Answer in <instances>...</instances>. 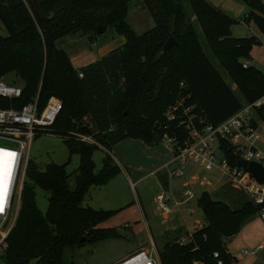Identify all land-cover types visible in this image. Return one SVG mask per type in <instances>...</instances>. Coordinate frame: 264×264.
<instances>
[{
	"label": "trees",
	"instance_id": "trees-1",
	"mask_svg": "<svg viewBox=\"0 0 264 264\" xmlns=\"http://www.w3.org/2000/svg\"><path fill=\"white\" fill-rule=\"evenodd\" d=\"M132 1L0 0V25L7 31L0 35V78L14 72L22 85L19 98L0 97V106L20 107L38 94L41 108L50 96L58 97L62 108L49 134L63 139L69 155L79 156L73 187L66 163L40 165L29 159L18 214L2 254L4 264H76L64 262L66 248L117 236L113 228L101 226L115 211L94 209L83 200L91 186H103L119 173L111 150L120 140L140 139L153 146L168 136L182 144L191 128L220 125L244 104L264 96V74L250 64L243 67L241 61L249 62L251 47L260 40L232 36L236 20L209 0H142L154 25L140 34L126 21ZM248 4L264 11L261 0ZM254 15L247 13L245 22ZM193 19L230 82L205 52ZM258 19L264 28V20ZM97 24L124 35L125 41L107 55L74 67L57 41L75 34L93 41L101 34ZM169 37L175 43L160 54ZM173 106L177 108L169 118L166 113ZM256 119L264 124V105L256 109ZM71 132L91 135L95 143L81 141ZM97 148L105 152L98 171L93 161ZM219 148L229 163L237 162L233 145L221 139ZM36 186L49 193L45 214L35 203ZM197 206L205 224L185 243L164 242L157 250L161 264H232L236 258L227 251L226 239L264 204L248 198L239 208H231L202 191Z\"/></svg>",
	"mask_w": 264,
	"mask_h": 264
},
{
	"label": "rangeland",
	"instance_id": "rangeland-1",
	"mask_svg": "<svg viewBox=\"0 0 264 264\" xmlns=\"http://www.w3.org/2000/svg\"><path fill=\"white\" fill-rule=\"evenodd\" d=\"M209 1L236 20V23L231 26L232 36H254L260 40V43L251 47L249 61L250 65L255 66L264 74V28L258 19L264 20V11L250 8L248 0ZM261 2L264 5V0H261ZM250 11L255 15L248 22H245L244 17ZM126 21L138 34L143 33L154 25L153 18L142 0H133L130 2ZM193 24L205 52L224 78L230 82L227 73L219 65L217 57L212 54L206 45L202 31L194 19ZM0 35H7V31L2 25H0ZM124 41V35L115 32L112 28H107L103 33L95 36L93 41L87 35L75 34L67 35L59 39L57 45L65 49L74 66L80 68L107 55L111 50L121 46ZM241 61L245 62L247 60L241 59ZM3 80L7 83L21 85V80L14 72L5 75ZM230 84L237 95H239L235 85L233 83ZM257 122L258 127L256 133L260 137L255 139L253 143L263 152L264 124L260 121ZM230 144L236 148V153L239 156L242 151L241 142ZM170 151H172L170 150V143L166 138H163L162 141L153 146L145 144L140 139L125 138L112 147L111 153L126 167L129 173L132 175L131 170H134L133 167H137L139 168L142 179L137 180L138 178L132 177L133 183H129L122 172V167L120 168V165L115 161L120 168L119 173L115 174L105 185L97 187L91 186L89 188L83 200V205H88L94 209L115 211L101 226L113 228L117 236L106 238L95 243L85 242L76 247L66 248L63 254L64 262L69 263L73 261L76 264H116L139 250L138 248L140 246L147 249L153 248L148 237V225L152 230L154 241L156 242L153 252L157 253L158 248L162 244L158 243L152 221L159 224L161 229L163 228V224L161 210L157 208L155 200L153 202V197L157 189L156 178L160 174H163L165 170L160 169L158 172L159 168H156L165 158L170 157ZM213 151L218 157H222L223 154L218 142L213 144ZM104 154L105 152L101 148H97L93 152L96 171L102 166ZM173 157L174 155L172 154ZM29 158L40 165H45L49 162L58 164L66 163L67 173L71 174L69 185L70 187L74 186V172L79 164V156L77 154L69 155L67 147L60 136L54 134L38 136L31 145ZM170 166L181 168L184 172V176L173 178L174 183L179 182V180H187L191 174L196 173L199 175V180H205L207 183L206 186L214 191L212 193L214 199L227 203L231 208H239L248 200V195L243 189L238 186H233L229 178L217 168L207 171L199 164L189 160L184 166L177 161L172 162ZM245 182L251 184V181L248 179ZM189 189L194 194L189 199L193 213L190 214V212L186 211L187 203L180 207L185 209L184 215L187 218V223L181 229L182 236L178 238L179 242L182 239L187 240L190 238L191 230H193L192 228L196 223L202 222L205 224L203 212L197 206V198L201 193L199 184L190 185ZM48 196L49 193L42 188L38 186L34 188L35 203L42 214H45ZM171 206L174 211L176 209L175 206L172 203ZM244 224H246V227L243 230V234L235 238L229 248L239 258H252L248 253L258 246V244L264 242V219H261L259 214L256 213L249 217ZM242 236L244 241L242 240ZM242 250H246L247 253H243ZM255 252L256 257L262 256L264 258V248L257 249ZM253 259L250 262L258 264L257 260L259 258L256 261L255 258ZM0 264H4L2 256H0ZM240 264H244V262Z\"/></svg>",
	"mask_w": 264,
	"mask_h": 264
},
{
	"label": "built area",
	"instance_id": "built-area-1",
	"mask_svg": "<svg viewBox=\"0 0 264 264\" xmlns=\"http://www.w3.org/2000/svg\"><path fill=\"white\" fill-rule=\"evenodd\" d=\"M249 65L248 61L242 63L243 67ZM78 75L82 77L83 73ZM22 94V85L7 83L0 78V97L7 100L17 99ZM264 105V96L252 104H244L243 107L220 125L204 124L201 128H191L188 139L182 143H177L173 138L164 136L173 152V160L164 166V170L171 177L184 176L183 169L171 167L172 162L183 164L188 160L199 164L205 170L219 169L226 175L233 185L243 189L248 198L254 204H264V182L258 183L254 180L250 172L245 168L232 165L222 157H218L213 151V144L221 139L227 142H241L242 151L239 159L246 161H256L264 166V151L258 149L253 141L260 136L256 133L257 128L253 127L256 119V109ZM62 108V101L56 96H50L45 104L40 108L38 105V94L22 104L20 107L0 106V256L7 247V236L14 226L19 206L20 194L25 171L29 161V150L33 141L40 135L49 134V128L54 123ZM176 106L168 109L166 116L174 117ZM81 141L95 143L94 138L88 134L71 132ZM251 181L247 184L245 180ZM5 183V184H4ZM185 201L191 199L194 194L189 188L182 191ZM155 203L164 215H169L172 208L168 204L169 196L165 192H160L155 196ZM178 204L180 202H177ZM259 217L264 219V207L258 212ZM181 243L186 240L182 239ZM261 248L264 243H260ZM247 253L246 250H242ZM218 254L214 253V257ZM116 264H161L157 253L151 250H137L124 260ZM221 264V261H218Z\"/></svg>",
	"mask_w": 264,
	"mask_h": 264
},
{
	"label": "crops",
	"instance_id": "crops-1",
	"mask_svg": "<svg viewBox=\"0 0 264 264\" xmlns=\"http://www.w3.org/2000/svg\"><path fill=\"white\" fill-rule=\"evenodd\" d=\"M70 60H71V58H70ZM71 62H72V60H71ZM249 64H250V61H249ZM73 66H74V64H73ZM170 150H171V148H170ZM170 152H171L170 157L168 156L167 158H165L162 162H160V164L156 168V169L159 168L158 172L160 171V169H164V166L173 160V158H172L173 152L172 151H170ZM113 157H114L115 161L120 165V168L122 167V172L124 173L125 177L129 181V183H131V184L133 183V181L131 179L132 177L138 178L137 180L142 179V177H140L139 168L133 167L134 170H131L132 171V175H131L129 173V171L126 169V167L123 166V164L115 157V155H113ZM185 163H183L181 165L184 166ZM207 171H211V170H207ZM173 178L174 177L169 176L166 171H164L163 174H160L156 178L157 189H156V193L153 197V202H154L155 196L158 193L165 192L169 196L168 204L170 205V207L172 208V206H171V203H172L173 206H175V208H176L174 211L172 210V212L169 215H164V213L161 211L162 224H163L162 229H161L159 224H156V222L152 221L153 226H154L155 236H157V238H158V243H161V244H163L166 241H173V240L179 241L178 238L182 236L181 229L183 228V225H185L187 223V218L184 215L185 209L180 208L183 204L187 203L186 211L190 212V214L193 213V210L191 209V206L189 204L190 200L185 201V197L182 194V191L185 188H189L190 185L199 184L201 192L207 191L211 195L214 192V191H212V189H210L206 186L207 183L205 182V180H201V179L199 180V175L196 173L191 174L187 180H179V182H177V183H174ZM233 186H235V185H233ZM235 187H237V186H235ZM212 197L214 198L213 195H212ZM177 202H180V203L178 204ZM196 224L192 228L193 230H191V232L194 231L196 228H199V227L204 225V223H202V222H199L197 225ZM245 227H246V224H244L241 227L240 231L237 234L226 239V242H228L226 244L227 251L236 258V261L234 262V264H240L242 262H244V264H253V262H250V260L253 258H255V261H256V259L259 258L257 260L258 264H264V258L262 256H260V257L255 256L256 255L255 251L257 249L259 250V249L264 248V247L261 248L259 246L260 244H258V246H256L253 250H251L248 253L250 256H252V258H249V257L239 258L238 256L234 255L233 250H231L229 248V247H231L235 238H237L238 236H241V234H243V232H244L243 230L245 229ZM190 235H191V233H190ZM148 237L150 239L152 247L155 248L156 242L154 241V236H153L152 230L149 227V225H148ZM163 239H166V240H163ZM188 240L189 239H187L186 241H188ZM242 240H243V236H242ZM261 243H264V242H261ZM153 248L147 249V248H144L143 246H140L138 249L139 250L140 249L151 250Z\"/></svg>",
	"mask_w": 264,
	"mask_h": 264
},
{
	"label": "water",
	"instance_id": "water-1",
	"mask_svg": "<svg viewBox=\"0 0 264 264\" xmlns=\"http://www.w3.org/2000/svg\"><path fill=\"white\" fill-rule=\"evenodd\" d=\"M97 32L98 33H103L106 30V26L102 24H97ZM175 43V40L173 37H169L166 42L163 44L160 54H163L167 52V50ZM237 165L245 168L254 180L258 183H263L264 182V166L260 164L259 162L256 161H246L245 159H239L237 161ZM85 241L84 238H81V242Z\"/></svg>",
	"mask_w": 264,
	"mask_h": 264
},
{
	"label": "snow or ice",
	"instance_id": "snow-or-ice-1",
	"mask_svg": "<svg viewBox=\"0 0 264 264\" xmlns=\"http://www.w3.org/2000/svg\"><path fill=\"white\" fill-rule=\"evenodd\" d=\"M3 209L2 208H0V211H2Z\"/></svg>",
	"mask_w": 264,
	"mask_h": 264
},
{
	"label": "bare ground",
	"instance_id": "bare-ground-1",
	"mask_svg": "<svg viewBox=\"0 0 264 264\" xmlns=\"http://www.w3.org/2000/svg\"><path fill=\"white\" fill-rule=\"evenodd\" d=\"M5 184V183H4Z\"/></svg>",
	"mask_w": 264,
	"mask_h": 264
}]
</instances>
